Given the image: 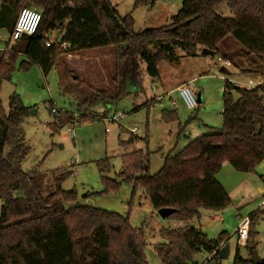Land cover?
Returning a JSON list of instances; mask_svg holds the SVG:
<instances>
[{
	"label": "trees",
	"instance_id": "1",
	"mask_svg": "<svg viewBox=\"0 0 264 264\" xmlns=\"http://www.w3.org/2000/svg\"><path fill=\"white\" fill-rule=\"evenodd\" d=\"M222 2L233 18L215 14ZM153 4L154 0L134 1L135 8ZM29 7L40 12L39 26L34 35L0 51V86L10 78L19 55L25 58L20 67L37 64L45 75L59 56L111 47L114 95L98 91L95 99L113 102L126 94L127 85L139 87L143 74L157 79L159 63L173 59L175 50L190 57L202 49L216 54L228 37L241 46L239 54L248 64L240 74L264 79V0H183L167 25L143 31H135L131 16L120 17L109 0H0V25L7 27L9 36L21 9ZM52 32L58 37L46 47ZM220 58L232 64L228 56ZM224 82L222 126L208 128V134L190 140L177 153L168 152L157 173L149 174V153L141 150L121 156L117 180L106 177L107 159L97 163L102 194L124 184L131 186L132 196L141 190L155 213L175 211L167 220L181 226L157 232L160 243L153 250L160 264H197L200 254L215 251L205 264H221L218 252L226 244L224 234L210 240L188 224L201 209L221 212L230 204L216 180L224 163L250 173L264 161V82L251 90ZM28 110L15 94L9 97L7 112L0 105V264H147L143 232L133 229L128 217L80 204L74 190L61 189L70 171H53L54 190L46 196L36 181L39 165L22 172L28 149L19 124ZM85 117L81 114L79 122ZM161 118L165 123L178 120L176 110H162ZM261 179L264 183V176ZM16 190L22 198L11 197ZM262 214L264 210L257 209L248 217L245 257L236 248L232 264H252L254 225Z\"/></svg>",
	"mask_w": 264,
	"mask_h": 264
},
{
	"label": "rangeland",
	"instance_id": "2",
	"mask_svg": "<svg viewBox=\"0 0 264 264\" xmlns=\"http://www.w3.org/2000/svg\"><path fill=\"white\" fill-rule=\"evenodd\" d=\"M134 1L109 0L120 17L131 16L135 31H143L167 25L180 10L183 0H154L151 7L136 8ZM214 11L220 17L233 18L226 2L219 4ZM57 37V32H52L48 41H54ZM9 39L7 27L0 25V51L6 48ZM217 50L214 57L200 53L190 57L175 50L173 59L161 61L158 65L160 81L143 74L139 87L127 85L126 94L113 102L95 99L98 91L114 95V52L111 47L59 56L45 75L37 64L20 67L25 58L19 55L10 78L1 83L0 105L7 112L9 97L15 94L22 105L29 109L28 112H35L24 116L19 124L28 149L21 162L22 172L27 173L39 165L36 181L41 195L46 196L54 190L53 171H70L71 175L61 184V189L65 192L74 190L80 204L128 217L130 226L143 232L147 264H160L153 250L160 243L157 232L161 228H178L181 224L173 219H160L141 190H136L132 196L131 186L121 184L116 192L102 194L103 185L97 163L107 159L110 170L106 177L117 180L122 169L121 156L141 150L149 153L148 172L153 175L162 167V158L169 150L177 153L190 140L208 134V128L219 129L222 126L224 80L241 88L240 84L254 80V76L240 74L248 64L239 54L241 46L232 38L222 41ZM222 55L232 60V65L225 68L227 73L220 71L223 67L216 61ZM186 76L194 79L190 86L197 106L193 110H187L177 94H171V101L165 96V91ZM200 90L201 95L198 94ZM162 96L161 102L151 103ZM171 102L177 105L178 120L165 123L161 111L172 110ZM52 109H56L59 117L51 113ZM75 113L87 117L72 125L67 119H71ZM119 114L124 117L118 123L101 120L104 115L109 118ZM133 129L135 134L131 136ZM262 163L264 161L250 173L237 172L224 163L216 178L229 194L230 204L221 212L201 209L199 217L188 224L199 229L210 240L224 234L230 254L221 264H232L236 248L245 257V250L237 245L234 232L240 220L257 209L264 210V183L256 175ZM11 197L22 198L23 193L16 190ZM214 217H221L222 220ZM254 231V252L259 259H264V214L256 221ZM206 257V254H200L196 259L197 264H203Z\"/></svg>",
	"mask_w": 264,
	"mask_h": 264
},
{
	"label": "built area",
	"instance_id": "3",
	"mask_svg": "<svg viewBox=\"0 0 264 264\" xmlns=\"http://www.w3.org/2000/svg\"><path fill=\"white\" fill-rule=\"evenodd\" d=\"M39 22H40V12L33 9V8H22L21 11L19 12L16 21L14 23L13 29H12V33L9 39V44L8 46L4 49L5 51H9L10 47L17 42L19 39H21L22 37H29L32 36L36 33L37 28L39 26ZM50 40V39H48ZM46 41L45 42V46L49 47L50 45L53 44V40L50 41ZM61 48H65V45L62 44ZM3 50V51H4ZM69 56V55H67ZM217 62H220L223 69L230 67V62H225L222 60V58L218 57L216 59ZM227 81V80H224ZM263 81H257V80H252L249 79L247 80V82L240 84L242 89L245 90H251L254 89L256 86L262 84ZM234 86V85H233ZM177 94V97L180 101V103L187 109V110H193L196 108L197 106V102L193 97L192 94V90H191V86L189 84H184L181 85L179 87L176 88V90L174 91ZM170 94H167V97ZM162 97H157L156 100H161ZM177 105L174 102H171V107L175 108ZM52 114L55 115V117H59L58 112H56V109H52L51 111ZM81 117V114L75 113L71 115V119H70V124H75L76 122H79ZM124 117L123 114H119V115H112L109 118H103L101 119L104 122H113V123H118L122 118ZM108 130L106 129V132ZM71 132V136L73 134V128L70 130ZM132 134H135V129H133L131 131ZM264 204V203H263ZM248 228H249V220L248 218H244L242 220H240L238 227L235 230V234H236V238H237V245L243 247L247 241V237H248ZM216 251L213 252L212 254L208 255L206 260L204 261L203 264L205 263H210L211 262V258L215 255ZM213 264V263H211Z\"/></svg>",
	"mask_w": 264,
	"mask_h": 264
},
{
	"label": "water",
	"instance_id": "4",
	"mask_svg": "<svg viewBox=\"0 0 264 264\" xmlns=\"http://www.w3.org/2000/svg\"><path fill=\"white\" fill-rule=\"evenodd\" d=\"M200 54L202 56H206V57H214L215 56L214 51H210L207 49H202L200 51ZM220 71L227 73L225 69H221ZM34 113L35 112L33 110H30L28 112V114H30V115H33ZM174 212L175 211L173 209H161V210L157 211L156 214L160 219L166 220L169 216L174 214ZM228 255H229V247L227 246V244L223 243L219 249V252H218V259L220 261L226 260L228 258ZM251 262H252V264H262L264 262V259H259V257L256 255V253L253 251Z\"/></svg>",
	"mask_w": 264,
	"mask_h": 264
},
{
	"label": "crops",
	"instance_id": "5",
	"mask_svg": "<svg viewBox=\"0 0 264 264\" xmlns=\"http://www.w3.org/2000/svg\"><path fill=\"white\" fill-rule=\"evenodd\" d=\"M90 51V50H89ZM84 52H87V51H84ZM84 60H87V58H84V56L82 57ZM231 63V62H230ZM232 65V64H231ZM223 69V68H222ZM257 78V77H256ZM253 79L254 80H256L255 79V77H253ZM257 79H260L259 81H261L262 79H261V77H259V78H257ZM156 80H158V81H160L159 80V76H158V78L156 79ZM194 79H190V78H187V76L186 77H184V78H182V79H180V80H178L177 82H175L174 83V85H173V88H169V90H167V91H165V96L167 95V94H170L169 96L171 97V94H173V93H175L174 91L176 90V88L177 87H179V86H181V85H184V84H189V85H191V82L193 81ZM263 81V80H262ZM161 84V83H160ZM201 93H202V91L200 90V93H198V94H200L201 95ZM222 93H223V89H222ZM176 94V93H175ZM170 97H168V100H170L171 101V98ZM163 96H162V99L161 100H152L151 101V103H155L156 101H158V102H161L162 100H163ZM221 98H222V96H221ZM150 103V104H151ZM177 107V106H176ZM176 107L175 108H173L172 110H176ZM222 111V110H221ZM104 118H105V115L103 116ZM206 128H208V127H206ZM131 134V136L132 135H134V134H132V133H130ZM133 140L131 139V142H132ZM170 151H172V150H169V152ZM259 172V173H258ZM256 175H259L258 177H263L264 176V163H262V165L259 167V169H258V171H257V173H256ZM217 179V181H218V183L220 184V185H222L220 182H219V179L218 178H216ZM261 193H262V191H261ZM229 195V194H228ZM259 210V209H258ZM249 217V216H248ZM247 217V218H248ZM216 220H218V221H221L222 219H221V217H214ZM199 230V229H198ZM234 234H235V232H234ZM213 240H215V239H213ZM226 244H227V240L225 239V241H224ZM229 254H230V252H229ZM228 257H229V255H228ZM207 258V257H206ZM206 258L204 259V261L206 260ZM203 261V262H204Z\"/></svg>",
	"mask_w": 264,
	"mask_h": 264
}]
</instances>
